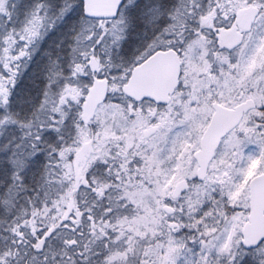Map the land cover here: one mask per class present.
Instances as JSON below:
<instances>
[{"label":"snow or ice","instance_id":"1","mask_svg":"<svg viewBox=\"0 0 264 264\" xmlns=\"http://www.w3.org/2000/svg\"><path fill=\"white\" fill-rule=\"evenodd\" d=\"M0 264H264V0H0Z\"/></svg>","mask_w":264,"mask_h":264}]
</instances>
